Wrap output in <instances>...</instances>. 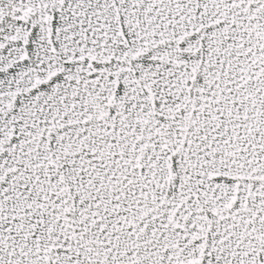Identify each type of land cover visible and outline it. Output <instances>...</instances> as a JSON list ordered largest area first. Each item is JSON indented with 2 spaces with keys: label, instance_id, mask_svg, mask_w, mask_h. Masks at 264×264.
<instances>
[{
  "label": "snow or ice",
  "instance_id": "obj_1",
  "mask_svg": "<svg viewBox=\"0 0 264 264\" xmlns=\"http://www.w3.org/2000/svg\"><path fill=\"white\" fill-rule=\"evenodd\" d=\"M0 264H264V0H0Z\"/></svg>",
  "mask_w": 264,
  "mask_h": 264
}]
</instances>
